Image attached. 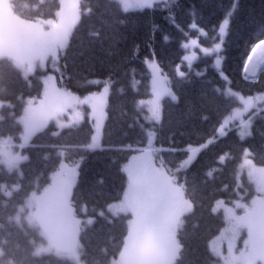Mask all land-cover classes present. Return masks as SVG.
I'll return each instance as SVG.
<instances>
[{
	"label": "trees",
	"instance_id": "obj_1",
	"mask_svg": "<svg viewBox=\"0 0 264 264\" xmlns=\"http://www.w3.org/2000/svg\"><path fill=\"white\" fill-rule=\"evenodd\" d=\"M234 3L236 8L231 12ZM83 4L92 11L87 12L73 32L56 76L59 86L78 94L100 89L101 82L90 83L95 79L111 81L103 140L98 148L89 147L93 144L90 121L56 135L53 134L56 128L50 126L24 148L28 159L22 164L21 173L0 168V185H19V191H14L11 197L0 192V264H73L53 254L36 256L34 249L39 235L14 220L25 198L48 185L61 162L60 147H67L63 149L67 162H80L73 193L79 214H85L83 207L88 214H97L121 199L126 186L122 167L134 153L128 148L145 147V128L152 125L141 104L151 96L146 66L149 58L158 61L177 95L176 100H164L163 120L154 126L155 145L176 149L173 157L166 151L156 152V157L163 158L169 167L184 159L185 154L178 149L202 145L217 135L223 117L235 104L222 93L225 82L210 65L211 57H202L192 69L182 64L184 41L192 37H200L204 44L217 41L218 26L231 12L224 72L231 86L244 94L264 90V79L254 84L241 75L250 50L264 39V0H174L169 7L159 3L136 12H124L113 0H83ZM12 7L25 20L47 19L55 16L59 0H12ZM199 29L206 30L205 37ZM181 64L183 77L177 71ZM6 68L0 87L7 90L0 92V100L9 101L14 107L2 109L0 133L18 136L21 125L14 117L22 112L25 98L40 95L42 85L38 77L25 81L19 72L0 62V70ZM263 118L264 112L257 119L252 138L242 140L235 131H230L202 149L187 168L185 188L194 207L178 234L182 249L177 264H215L209 242L222 229L224 221L212 209L220 198L230 201L244 194V188L237 187V167L244 149L250 148L254 161L264 164ZM223 155L228 156L220 163L219 157ZM177 175L183 177L184 172ZM245 184L250 188L246 181ZM47 213L55 225L63 221L50 211ZM125 220L124 215L113 218L102 215L82 232V257L88 264H109L127 235Z\"/></svg>",
	"mask_w": 264,
	"mask_h": 264
},
{
	"label": "snow or ice",
	"instance_id": "obj_2",
	"mask_svg": "<svg viewBox=\"0 0 264 264\" xmlns=\"http://www.w3.org/2000/svg\"><path fill=\"white\" fill-rule=\"evenodd\" d=\"M42 2V0H41ZM123 2V0H121ZM174 0H139L142 7L152 8L154 4L161 3L164 7H169ZM234 3L231 12H234ZM92 9L88 8L87 12ZM231 12L229 15H231ZM170 19L172 14L170 13ZM80 20V9L78 0H69L67 9L61 8L55 12V18L39 19L30 21L31 31L22 43L15 44L8 52L6 63L12 70L19 72L25 81H28L39 68L44 71L46 63L51 61L53 69L60 71L58 61L61 53L69 45L73 29ZM224 25L229 24V20L223 21ZM195 28V25H192ZM219 32L226 34L225 27H220ZM168 37H165L167 40ZM195 43V42H193ZM264 46V39H261L252 52ZM221 45L217 44L215 51L219 53ZM187 59V57L185 58ZM252 56L247 57V62H251ZM216 65L221 64L220 59H216ZM8 69L0 70V81L5 78ZM248 68L245 64L244 72ZM199 74V73H198ZM63 75V74H61ZM181 77L184 76L180 72ZM39 79V77H38ZM227 80V77H224ZM56 77L45 73L43 78V96L38 101L29 99L23 109V115L19 118V123L23 125L22 144L12 143V137L0 139V164L7 167L9 172L18 169L19 163L26 160V156L13 152L14 148H23L30 138L37 132L47 127L50 121H54L59 128L70 127L83 120V114L78 110L79 105H88L91 108V119L95 122V130L99 135L102 128V121L105 118L104 107L106 106V96L109 92L111 81H106L103 93L87 95L83 99L73 95L64 88L55 85ZM90 83H99L92 81ZM6 87H0V92L6 91ZM172 100L177 97L171 92ZM161 98V93H154V99L149 101L150 105L156 106ZM243 99V98H242ZM144 102L141 101V104ZM245 104L251 105L252 101L247 100ZM13 108L10 102L0 101V108ZM151 119L159 121V112L155 107L151 108ZM239 111L235 116L229 115L218 126V136L227 135L230 122L239 118ZM67 116L68 123L65 124L64 117ZM3 116L0 115V120ZM146 119H149L146 117ZM251 121L249 120L248 124ZM248 124H245L247 128ZM149 138L154 137L153 130H145ZM54 135L58 133H53ZM246 133L242 131L243 138ZM212 138L204 142V147L213 143L217 138ZM97 136L92 137L93 144ZM151 139H149V145ZM200 146H188L183 162L169 167L163 158H154L150 150H140L138 156H133L131 163L124 167L127 172V190L123 193V199L118 204L108 206V211L114 216L120 213H130L127 221V235L123 240L122 250L119 252V259L111 261V264H170L171 260L181 249V243L177 239V232L184 224V217L190 213L193 204L186 197L185 185L187 183V167L193 162V156ZM251 153L245 150L244 165L248 168V177L256 184V191L259 193L250 204H243L239 201L233 202L232 207H227L224 201L219 200L212 209L213 212L223 208L228 227L221 236L227 235L229 239L227 255L216 252L215 242L212 249L223 260V264H264V167L257 168L248 157ZM226 156L219 157L223 163ZM183 171L184 176L178 177L177 173ZM74 168H68L61 164L60 170L51 177V183L44 189V195L37 197L36 191L31 193L32 199H27V206L35 208L37 213L50 211L55 216L62 219L70 228L71 237L58 252L65 254V257L78 264L81 245L78 236L81 227V220L76 218L71 203V188L75 176ZM211 171L207 175H211ZM182 181V182H181ZM239 187V185H237ZM12 191H19V185H13L12 190H8L6 185H0V192L11 197ZM242 199V198H241ZM243 209V215H237L235 209ZM24 208L20 207L19 212ZM103 211L100 215H103ZM19 214H17V219ZM93 223L92 220L85 221V224ZM246 230L247 238L243 241V248L235 249V241L239 238L240 232ZM47 249L37 248L36 256L46 252Z\"/></svg>",
	"mask_w": 264,
	"mask_h": 264
},
{
	"label": "rangeland",
	"instance_id": "obj_3",
	"mask_svg": "<svg viewBox=\"0 0 264 264\" xmlns=\"http://www.w3.org/2000/svg\"><path fill=\"white\" fill-rule=\"evenodd\" d=\"M113 1H115L117 3H120L122 5V9L124 11H126V12H128V11H141V10L149 9V8H146V7H142L140 5V3H139V0H123V2H121V0H113ZM68 3H69V0H61V8L63 7L66 10ZM78 3H79V1H78ZM61 8H60V10H61ZM0 9H1L2 13L5 16H8V17L13 16V17H15L18 20V22H20L26 29L29 30V31L22 30L21 29L22 27L20 25H19V28L18 27H15V26H13L11 24V22H9L7 24L6 23H2V25L8 31H0V59H1V58H7L8 52H10L13 49V46L15 44L22 43L23 40L25 39V37L28 35V33H30V31H31V29H30L31 28L30 21L31 20L29 21V20H25V19H22V18H17L15 16L14 12H13L11 0H0ZM79 9H80V18H81V16H82L81 15L82 10H81V7H80V3H79ZM225 19H228L229 22H230V19H229L228 16ZM223 21L221 22L220 27H225L226 34H221L219 32L220 39L218 41H216L212 46H207L204 43H202L201 40H200V37H192V38H189L188 40L184 41L183 47L185 49V54H184L183 61H184V63L186 65L192 67L194 65V63L199 60L200 57H202V56H212V58H213V66L220 71V73H221V75H222L223 78L225 76L227 77L226 73L223 71V63H224L223 48H224V42H225L226 37H227V34H228L229 24L228 25H224L223 24ZM199 31H200V35L201 36H205L206 33H207L206 30H204V29H199ZM236 34H237V32H236ZM238 39L241 40V38H239V37H238ZM242 39H243V37H242ZM13 40H16L17 43L11 42ZM193 42H195V43H193ZM217 44H220L221 45V50H220L219 53H217L215 51V48H216V45ZM64 51L65 50L62 51L61 55L64 54ZM186 57H187V59H185ZM216 59H220L221 60V64L220 65H216L215 64ZM59 61H60V59H59ZM59 61H58V66L60 67ZM146 64H147L148 69H149V71L151 73V90H152V96L150 98L144 100L143 101L144 102L143 105L147 106V108H148V115H147V117L149 118V120H151V121H153L155 123H159V122H161L162 115H163V105H164V101L163 100L166 97H171V95H168L167 94L168 92H171L172 94H174V93H173V91L171 89V86L168 83L167 76L162 73L161 68H160L158 62L156 61V59H148L147 62H146ZM179 72H182L181 69H179ZM45 73L48 74V75L55 76L56 71L53 69V67L51 65V62L50 63L49 62L46 63L44 71H41L39 68H37V71L33 75L40 76V80H41V82L43 84V78L45 76ZM227 79H228V77H227ZM95 81H101V80H96L95 79ZM55 85L58 88H62V87H59V85L57 84V80H55ZM43 88H44V84H43ZM103 88H104V86L99 91H96V92L90 93V94H86V95L76 94V93H73L72 91H70L68 89L67 90L70 91L71 93H73V95L79 96V97H81V99H83L87 95L101 94V93H103ZM156 92L161 93V98L159 99L158 105L153 106V105H150L148 102L149 101H152L154 99V93H156ZM225 92H226L227 95L235 96L236 98L239 99V102L235 104L237 106L226 116V117H228L229 115L235 116L236 113H237V111H239V113H240L239 118L233 119L230 122L229 126L232 123L236 122V121H240V120L242 121V120L246 119L245 117L254 108H256L258 106L259 102H262L264 100V94L263 95H258V96H255V97L254 96H243L241 93L234 91L229 86L227 87V89L225 90ZM109 93H110V87H109V92L107 93V96H106V106L104 107L105 118L102 121V128L100 130L99 135H97V133H96V130H95V122H94V135L93 136H97L96 141L102 140V137H103V130H104V125H105V121H106V113H107L106 112V108H107ZM42 96H43V90H42V93H41V97H39V98H27L26 99V102L29 99H36L38 101L39 99L42 98ZM247 100H251L252 101V104L251 105L245 104V101H247ZM25 107H26V105H25ZM153 107H155V109L159 112V117L160 118H159V121L158 122L156 120H154V119H151V116H152L151 108H153ZM78 110L82 112V114H83V120H81L79 123L73 124L70 127L80 125L86 119H89V120L91 119V108L88 105H79L78 106ZM0 111H1V108H0ZM22 115H23V113L18 117V120H19V118ZM250 115H251V113H250ZM63 119H64L65 124H67L68 123L67 116H65ZM250 121H251V119H250ZM50 126H54L56 128V132L57 133L60 132V131H62L65 128H69V127H64V128L61 129V128H59L55 124L54 121H50L48 123L47 127L44 128L42 131H44L45 129L49 128ZM22 127H23V125H22ZM148 129L153 130L154 133H156L154 127H148ZM247 129H250V128H242V130L240 131V133L242 131H244L246 133L243 138L249 136L250 133H251V132H249V130L247 131ZM42 131H40V132H42ZM38 133L39 132H37L36 134H38ZM22 135H23V132H22L21 136ZM35 135H33L30 138V140L28 141L27 145L30 144V142L33 140V138L35 137ZM8 137H12V143L15 144V145H19V144H22L23 143V140L21 139V137H18L17 138L15 136H7V137H1L0 136V139H7ZM149 139H151V144L150 145H149ZM154 141H155V135L152 138H149L148 137V145H149L150 149H151V147H153L152 145L154 144ZM147 150H149V149H147ZM150 151L153 152L154 158H156V156L154 154V151L153 150H150ZM13 152H18L20 155L28 157L27 154H25L22 151L21 148H18V147L17 148H14L13 149ZM166 152H169V156H171V157H173V156L176 155L175 151H168V150H166ZM199 152H200V149H198V151L196 152V154L193 156V161L196 159V157L198 156ZM247 152H249V151L247 150ZM139 154H140V152L134 153L130 157V159L124 164L123 169H124V167L126 165H128L129 163H131L133 156H138ZM223 156H226V158H227V155H223ZM164 158H166V156H164ZM226 158H225V160H226ZM244 159H245V157L243 158L242 162L239 165L238 182H239V185H244L245 184V179H247L248 182L252 184L253 189H252V192H251V196L248 199H244L243 197H240L239 199H236L234 202L239 201L240 203H243V204H250L251 203V200L252 199H255L257 197V195H259V193H257V191H256V184L252 180H250L249 177H248V168H247V166L244 165ZM248 159H250L252 161V163L257 168L264 167V165L260 166V165L255 164V162L253 161V159L250 158V156L248 157ZM24 161L25 160L21 161L19 163L18 169H14L13 171H19L20 166H21V164ZM61 164L67 165L68 168H70V169L71 168H74V170H75V173L76 174H75L74 179H73V185H72V188H71V197H70V199H71L73 211H74V213L76 215V218L79 219V220H81V227H82V230H83L84 227L89 226V225L92 224V223L91 224H85V221H87V220L90 219V220H92L94 222V216H89V215L88 216H85V217L79 216L76 213L75 207L73 206L72 196H73L74 188H75L76 183H77V180H78L79 163L77 162V163L71 164V163H67L63 159L61 161ZM61 164H60V166H61ZM60 166H59V168L55 172H53L51 174V177L57 171L60 170ZM0 167H4V168L7 169V167L5 165H3V164H0ZM185 167L188 168L189 166H185ZM125 173L127 175V172H125ZM127 179H128V177H127ZM50 183H51V181H50ZM50 183L46 187H48L50 185ZM14 185H18V184H14ZM7 189L8 190H12V186L11 187H7ZM44 189L41 190V191H36L37 197H41V196L44 195ZM126 190H127V186H126L125 191ZM250 191H251L250 189H247V192H250ZM13 192L14 191H12V193ZM185 195H186V193H185ZM27 199H32L31 194H30V196ZM121 200H119L117 202H114L112 204H118V203L121 202ZM219 200L224 201V204L227 207H232L233 206V202L232 203H228L223 198L218 199L217 201H219ZM112 204H110V205H112ZM215 206H216V203H215ZM21 207L24 208V211L23 212H18L17 214H19V218L17 219V214H16V217L15 218L17 220H19L20 223H24V222L30 223L31 227H34L36 229H39V232H40V233L37 232L38 235L41 237V240L38 241V242H36L35 252H36V249L37 248H43V249H47L48 251L47 252H44V253H41L40 256L45 255V254H55L56 255V252H58V248L59 247H62L70 239V237H71V231H70L69 226L65 222L62 223L61 225H54L52 222H50L46 218V212L37 213V211H36L35 208H29L27 206V200L25 201V203ZM192 210H193V208H192ZM102 211L104 213L103 215L114 216L111 212L108 211V207H107L106 210H102ZM217 212L222 213V215H223V217L225 219V213L223 211V208L217 210ZM235 212H236L237 215H243L244 210L243 209H240V208H237V209H235ZM119 215H125L126 218H127V221L130 218V213H120ZM115 216H117V215H115ZM185 216L182 217L183 220H184ZM227 227H228V224H227V221L225 219V225L223 226V229L210 242L211 252L213 253V255H214L215 259H216V264H223V260L220 258L219 255L216 254V252H222L225 256L227 255V249H228L229 239L227 238V235H225L223 237L221 236V234L224 233V230ZM81 231H80L79 236H78V240H79V244L80 245H81V239H80ZM178 232H179V230H178ZM178 232H177V239H178ZM246 238H247L246 230H242L240 232L239 238L235 241V249L237 250V254H238L239 250H242V248H243V241ZM213 242H215V245H216V252H214L213 249H212ZM1 254H2V251L0 250V255ZM63 258H65V259H67V260L75 263L74 261L66 258L65 256ZM118 259H119V256L117 258L113 259V260H118ZM80 260L83 261L84 264H87L82 259L81 254H80Z\"/></svg>",
	"mask_w": 264,
	"mask_h": 264
},
{
	"label": "water",
	"instance_id": "obj_4",
	"mask_svg": "<svg viewBox=\"0 0 264 264\" xmlns=\"http://www.w3.org/2000/svg\"><path fill=\"white\" fill-rule=\"evenodd\" d=\"M261 63H262L261 53L259 51H255V53H253L252 55L251 62L247 63L248 71L247 73H245V75L251 79L257 78V67L261 65ZM262 67H264V65Z\"/></svg>",
	"mask_w": 264,
	"mask_h": 264
},
{
	"label": "bare ground",
	"instance_id": "obj_5",
	"mask_svg": "<svg viewBox=\"0 0 264 264\" xmlns=\"http://www.w3.org/2000/svg\"><path fill=\"white\" fill-rule=\"evenodd\" d=\"M11 42L17 43L16 40H13ZM260 49L264 50V46L260 47ZM263 65H264V60L262 61L261 65H259L257 67V78L255 79L254 84H257V83L261 82L264 79V67H262ZM258 109H259L260 112H262V113L264 112V103H263V101L259 102Z\"/></svg>",
	"mask_w": 264,
	"mask_h": 264
},
{
	"label": "clouds",
	"instance_id": "obj_6",
	"mask_svg": "<svg viewBox=\"0 0 264 264\" xmlns=\"http://www.w3.org/2000/svg\"><path fill=\"white\" fill-rule=\"evenodd\" d=\"M47 251H48V250H47ZM47 251H46V252H47ZM180 251H181V249H180ZM180 251L175 255V257H173V259L171 260L170 264H177V262H178L179 259H180ZM35 255H36V253H35ZM56 255H57L58 257H62V258L65 256V254L62 253V252H56ZM78 264H84V262L81 261L80 258H79Z\"/></svg>",
	"mask_w": 264,
	"mask_h": 264
}]
</instances>
